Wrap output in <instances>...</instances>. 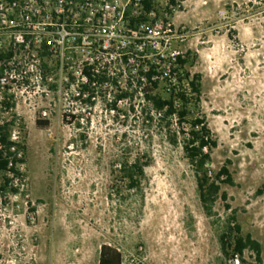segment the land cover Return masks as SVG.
<instances>
[{"label": "rangeland", "instance_id": "1", "mask_svg": "<svg viewBox=\"0 0 264 264\" xmlns=\"http://www.w3.org/2000/svg\"><path fill=\"white\" fill-rule=\"evenodd\" d=\"M0 1V43L15 48L0 121L14 120L13 138L26 146L23 176L0 192V264H99L105 244L122 264H259L252 250L245 262L234 254L236 222L261 243L264 264V0H153L154 22L171 23L173 47L202 75L189 117L205 119L217 141L203 165L182 134L168 141L161 116L143 121L148 102L118 82L121 71L86 81L60 31L54 55L42 56L41 39L62 25L53 0H20L19 10ZM128 2L117 7L132 13ZM33 29L34 48L19 45ZM157 92L169 97L164 83ZM140 155L150 160L142 191L122 172ZM225 165L233 182L218 179ZM213 181L221 189L206 206L201 183Z\"/></svg>", "mask_w": 264, "mask_h": 264}, {"label": "trees", "instance_id": "2", "mask_svg": "<svg viewBox=\"0 0 264 264\" xmlns=\"http://www.w3.org/2000/svg\"><path fill=\"white\" fill-rule=\"evenodd\" d=\"M5 1L7 5L12 6L16 0ZM171 1L175 2V0ZM1 2L0 8L2 5ZM142 4V14L131 20V26L134 28H138L142 23H147L151 20L146 13L154 10L153 0H142ZM37 33L38 31L34 29L22 32L24 42L19 43V45L23 47L29 45L34 48L35 40H32V36L34 37ZM50 41L47 38H42L39 45V52L42 56L54 55ZM156 53L157 51L150 48H144L142 50L136 49L133 53L136 56L139 67L137 72L139 76L138 85L135 88L144 95L143 100L148 102L143 111L145 116L142 119L153 124L155 119L161 116L160 120L166 121L168 141L176 144L182 134L184 136L183 146L188 157L192 161L199 162L203 165L210 158V154L205 150L217 146V141L213 138L212 130L205 119L189 117L191 113L190 105L194 102H199L201 97L202 75L200 73L193 74L186 68L189 60L185 53L178 55L176 61L170 56L160 58ZM14 55L15 48H12V46L6 47L0 43V84L10 68L9 63L14 58ZM158 60H161V62L158 63ZM159 69L161 70L160 72ZM163 71H167L168 73L164 77V82L169 97H164L161 93L157 92L162 80L160 78L154 79V77L156 75H163ZM86 74L92 79L90 68H86ZM128 87L131 88L133 86L129 85ZM127 95L128 93H125L124 97H127ZM4 102L8 104V102ZM131 108L135 110V106ZM146 108H149L150 112L145 111ZM175 119L179 125L178 129H172ZM185 123L190 126L188 131L184 126ZM13 124L14 120L0 121V171L6 173L5 182L0 183V192L3 193L7 191V186H9L11 181L19 180L23 176L20 165L24 162L26 146L13 138ZM149 162L148 157L147 160H144L141 155L130 165L128 162H123L122 172L125 178H127L131 189L142 191V182L146 177L145 169L149 165ZM224 175L227 176L225 182H233L231 172L226 165L221 168L218 179ZM203 181L207 182L206 180ZM17 189L16 187L11 188L13 192H16ZM220 189V185L215 181L207 187H205L204 183H201V196L206 206L208 197L218 195ZM224 197H226V194ZM233 232L235 236L233 239L234 243L231 246L234 254L238 255L242 262H245L244 255L246 250H252L256 254V262L262 264L261 243L254 239L250 233L244 236L241 225L237 222L234 223ZM122 262V255L118 249L107 244L102 246L99 264H122Z\"/></svg>", "mask_w": 264, "mask_h": 264}, {"label": "built area", "instance_id": "3", "mask_svg": "<svg viewBox=\"0 0 264 264\" xmlns=\"http://www.w3.org/2000/svg\"><path fill=\"white\" fill-rule=\"evenodd\" d=\"M53 1L57 5L55 7V24L57 25V22L60 21L62 25L53 33L51 31L47 33L52 36L50 41L52 49L56 46L54 34L59 35L60 31L61 36H67L70 42L67 48L77 49L76 64L79 65L80 72L86 81L89 80L86 68H90L94 78L102 74H116L117 71H121L123 79L118 82L136 87L139 79L137 74L139 67L136 62L132 65L133 60L137 61L133 54L136 49L150 48L157 51L156 54L160 58L170 56L174 61L177 60L178 55L183 54L172 45L173 27L171 23H167L165 20L154 22L152 17L155 14L154 10L146 13L151 19L150 22L142 23L138 28L131 26V20L143 12L142 0H129L128 4L133 1V4L137 6L132 13L128 12L126 8H118L117 0ZM16 6L20 8L22 2L16 0L12 7ZM24 8L28 9L29 7L25 5ZM30 10H25L28 19L31 18L32 11ZM74 10L80 14V17H77L75 12L73 13ZM33 13L36 15L35 12ZM160 62L161 60H158V63ZM132 69L135 72H132ZM167 74V71H163V75H156L154 79L160 78L165 84L164 77ZM124 75H127L129 79H126ZM143 80L145 81L144 78Z\"/></svg>", "mask_w": 264, "mask_h": 264}]
</instances>
